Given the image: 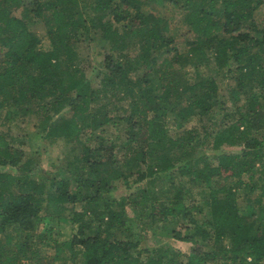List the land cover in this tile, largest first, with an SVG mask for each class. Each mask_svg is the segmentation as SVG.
<instances>
[{"label":"trees","instance_id":"trees-1","mask_svg":"<svg viewBox=\"0 0 264 264\" xmlns=\"http://www.w3.org/2000/svg\"><path fill=\"white\" fill-rule=\"evenodd\" d=\"M154 1L0 0V109L37 115L78 153L71 175L50 186L0 171V264H58L65 244L73 264H264V0H161L183 11L193 38L150 9ZM90 15L118 51L105 53L97 85L74 63ZM33 19L45 24L50 47H41ZM214 68L229 76L227 98ZM61 103L68 108L54 119ZM228 106L233 120L222 130L186 128ZM211 138L243 147L197 154ZM26 163L0 131V165ZM162 174L178 181L173 191L156 189ZM131 178L145 183L114 196L113 181ZM139 221L191 242L189 252L141 247Z\"/></svg>","mask_w":264,"mask_h":264},{"label":"rangeland","instance_id":"rangeland-1","mask_svg":"<svg viewBox=\"0 0 264 264\" xmlns=\"http://www.w3.org/2000/svg\"><path fill=\"white\" fill-rule=\"evenodd\" d=\"M155 6L150 9L165 16L171 24H182L183 35L186 38H193L195 34L189 26L184 24L183 11L169 3V1L155 0ZM16 14L21 15V8L16 9ZM258 19L264 18V5L260 7L258 11ZM92 16H89V34L85 39L78 42V49L74 57L75 65H78L85 70L86 78H88L93 84L97 85L107 72L105 67V53L111 51L115 57H117L118 51L111 48V43L103 37V30L99 26H90ZM32 29L37 31L43 36L41 47H50V40L46 36V26L40 19H33L30 22ZM180 47L184 49L186 44L184 42L179 43ZM187 76L193 75V66L187 64ZM214 74L218 80L219 87L222 94L227 98L229 88V76L224 69L214 68ZM227 104V103H226ZM230 106V104H227ZM218 108L210 117H204L200 122L199 119H194L187 123L186 128L192 127V125L200 126L202 133H204V127L212 133H216L224 128L228 121L233 117H226L225 112H229L231 107ZM68 108L66 104H56L51 110V115L55 119L59 114L65 112ZM233 120V119H232ZM0 131L5 133L12 142L24 149L25 161L27 163L24 167L12 166V165H0V171L11 172L14 174H27L38 179H45L47 185L50 186V180L55 176H69L74 166L77 164L75 159L78 153L74 149L73 143H69L63 135L49 134L48 130L43 129L39 125V118L35 114L27 116H8L5 111L0 109ZM173 134L176 133L174 128H171ZM258 135L263 136L264 132H257ZM85 140H91L89 136H83ZM210 139V143L199 144L196 153L206 154L207 156H214L217 153L222 152H238L242 149V143L221 145H214ZM81 165V162H80ZM155 176V175H153ZM156 189H167L173 191L175 186L171 185L170 179L162 174L158 175L156 181ZM113 183L116 187L112 190V193L116 197H121L131 191L137 189L145 182L130 179L127 185L123 180H114ZM163 187V188H162ZM238 201L241 206L247 204V198L240 196ZM81 207V204H78ZM139 230L144 232L143 241L141 247H149L153 249L157 246H173L180 249L183 252H189L191 242L185 240H179L174 238L167 230L159 229L155 231L146 222H137ZM68 228L64 229V232L58 237L60 241L68 238ZM47 250L51 253H55V247L48 244ZM58 264H73L71 257V251L67 244L62 246V249L57 259Z\"/></svg>","mask_w":264,"mask_h":264}]
</instances>
